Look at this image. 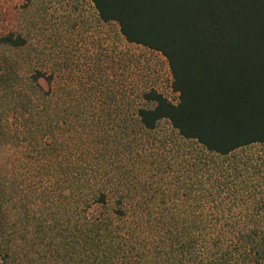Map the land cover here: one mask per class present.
Returning <instances> with one entry per match:
<instances>
[{"label":"trees","instance_id":"16d2710c","mask_svg":"<svg viewBox=\"0 0 264 264\" xmlns=\"http://www.w3.org/2000/svg\"><path fill=\"white\" fill-rule=\"evenodd\" d=\"M88 1L127 43L167 61L177 103L149 91L136 117L145 131L168 122L206 153V216L131 217L122 198L110 208L107 172L80 164L58 108L50 114L39 81L51 77L35 71L18 86L8 66L0 71V165L42 175L52 195L24 235L0 222V264H264V160L223 162L264 148V0Z\"/></svg>","mask_w":264,"mask_h":264},{"label":"rangeland","instance_id":"374dc122","mask_svg":"<svg viewBox=\"0 0 264 264\" xmlns=\"http://www.w3.org/2000/svg\"><path fill=\"white\" fill-rule=\"evenodd\" d=\"M6 37L20 38L23 45L5 46ZM8 66L16 71L18 86L35 71L51 77L49 84L39 81L48 92L50 114L58 108L66 145L81 156L80 164L107 172L101 183L110 208L122 198L131 217L206 216V153L168 122L145 131L136 117L137 109L149 106L142 98L149 91L177 103L167 61L159 53L127 43L115 23L100 21L88 0H0V71ZM258 157L264 160V148L255 146L223 162L252 158L253 166L261 164L254 160ZM15 165L16 170L13 164L0 165L1 184L10 183L0 184L5 192L0 222L24 235L27 219L43 221L52 194L43 191L42 175Z\"/></svg>","mask_w":264,"mask_h":264}]
</instances>
